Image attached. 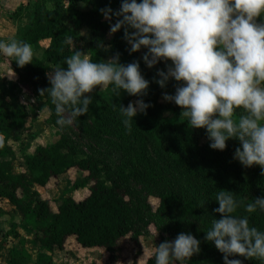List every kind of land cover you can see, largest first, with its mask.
Segmentation results:
<instances>
[{"label":"trees","instance_id":"1","mask_svg":"<svg viewBox=\"0 0 264 264\" xmlns=\"http://www.w3.org/2000/svg\"><path fill=\"white\" fill-rule=\"evenodd\" d=\"M22 6L11 15L27 23L23 41L31 45L43 40L48 42L41 57L34 55L32 63L24 67H19L13 58L7 59L20 81L34 83L36 97L31 107L44 104L53 124L58 118L55 106L47 93L40 95L38 90L50 87L46 77L48 64L53 68L66 67L65 58L74 51L82 50L93 62L107 60L116 53L120 54L122 64L139 60L141 73L150 82L143 97L120 90L118 95L111 92L107 99L97 88L91 93L88 113L74 120L83 137L107 148L114 162L103 153L85 152L65 134L51 143H36L27 153L26 146L30 147L37 137L33 124L28 122V104L8 100L7 96L13 94L5 88V97L0 99V135L5 137V145L0 147V206L8 204L12 212L29 222L26 229L32 232L34 244L44 250L38 254L40 261L49 264L55 249L63 248L70 236L84 248L103 247L108 260L117 261L123 237L129 236L138 244L142 232L139 226L144 229L150 224L159 226L157 217L150 214L148 196L156 198L153 212L165 219L166 230L174 239L183 232L200 240V252L185 264H224L223 254L205 239L212 221L221 218L213 211L219 207L215 198L221 190L231 191L242 202L233 215L246 216L250 226L264 231V211L248 213L244 207L256 197H264L261 168L256 165L246 168L234 159L235 149L240 146L238 140L229 139L224 151L211 149L207 130L191 128L188 117L180 116V107L162 100V93L166 89L175 92L176 85L170 80L162 89L155 83L157 69L166 70L164 62L150 69L141 58L146 49L129 54L123 29L110 35L109 21L99 11L105 7L119 9L120 0H111V3L109 0H71L69 8H65L64 0H35L29 14L18 10ZM262 21L264 17L258 18V22ZM69 37L71 44L65 43ZM3 81L0 78V87ZM11 86L17 87V82ZM133 97L152 106L146 114L138 113L132 119L129 132L122 123L119 106L127 107ZM241 112L237 110V117ZM71 168L86 174L68 189L75 191L89 182L88 191L78 198L70 193L63 195L52 209L50 200L36 188L50 181L58 182V177ZM137 187L147 198L138 197ZM17 234L16 226L11 224L6 228L0 221V246L7 256L0 258V264H22L23 258L29 256L9 244ZM165 240L160 236L156 246ZM155 250L144 264H155ZM229 259H240L242 264H264L259 259L242 256Z\"/></svg>","mask_w":264,"mask_h":264},{"label":"clouds","instance_id":"2","mask_svg":"<svg viewBox=\"0 0 264 264\" xmlns=\"http://www.w3.org/2000/svg\"><path fill=\"white\" fill-rule=\"evenodd\" d=\"M70 5L71 0H64L65 8ZM99 11L109 21L110 35L123 29L129 54L146 49L141 58L150 69L164 62L166 70L157 69L155 83L162 89L170 80L176 85L174 94L162 93V100L180 107L191 128L206 129L211 149L224 151L229 139L238 140L234 159L246 168L259 166L264 176V21L258 22L264 17V0H120L119 9ZM65 43L71 44V37ZM0 54L19 67L32 63L35 55L31 44L16 39L0 41ZM65 64L48 71L50 87L38 90L50 97L61 128L88 113L97 88L147 95L150 82L139 60L122 64L116 53L93 62L77 50ZM151 106L143 99L120 105L125 128L130 132L132 119ZM237 110H242L238 117ZM4 145L0 135V147ZM215 200L219 207L213 211L221 218L212 221L205 239L223 254L224 264H242L229 259L234 256L264 261V231L250 226L246 216L233 215L242 202L227 190ZM244 207L248 213L264 211V197ZM199 252L200 240L181 232L156 246L155 264H184Z\"/></svg>","mask_w":264,"mask_h":264},{"label":"rangeland","instance_id":"3","mask_svg":"<svg viewBox=\"0 0 264 264\" xmlns=\"http://www.w3.org/2000/svg\"><path fill=\"white\" fill-rule=\"evenodd\" d=\"M27 1L28 0H0V41H10L11 39L23 41V34L27 28V23L23 20H16L11 13L16 10L19 5H23L22 9L18 10H23L25 12L24 14H29L32 9V3L35 0H29L28 3ZM47 42V40H43L37 45H32L36 56L41 57L42 50ZM51 69H54L53 66L48 64V71ZM0 78H4L2 86L0 87V99L5 97V88H8L13 95L12 97L8 95L7 98L13 103L22 100V97L29 102L28 122L33 124V129L37 132L35 136L37 137L33 140L30 147L26 146L25 149V146H22L27 153L33 150L36 143H51L59 136L65 134L75 141L85 152L91 154L103 153L107 155L111 161H115L113 155L108 153L109 150L107 148L94 144L84 138L76 127L75 122L61 128L59 125L53 124L50 121V112L44 104L37 103L38 106L32 108L31 104L35 102L36 97L34 83L20 81L16 73L10 69L7 56L3 54H0ZM15 82H17V87L11 86V84ZM111 92V86L107 89H100L102 96L107 99L110 98ZM135 100L137 99L133 98L130 102H134ZM15 167L17 168V161H15ZM85 174V171L71 168L58 177V182L50 181L49 184L37 186L36 189L40 195L50 200L51 208L55 209L57 201H59L63 195L70 193L73 197L78 198L87 193L89 182H87V186L78 190L74 191L68 189V186L73 182L82 181L85 178ZM136 192L139 198L143 196L147 198L146 194L142 192L139 187H137ZM147 200L150 203V205L148 204L149 208L152 207L150 209V214L157 217L156 220L159 226L150 224L145 229L139 226L142 232L139 236L140 242L138 244H135L129 236L123 237L119 243L121 254L117 261H109L107 251L103 247L84 248L73 236H70L66 240L63 248L55 249L53 255L50 256L52 260L49 264H81L89 261H96L97 264H144L146 257L156 249L160 236H163L169 241L174 240L173 236L166 230L165 219L161 215H156L153 212L156 198L148 196ZM9 207L10 206L6 203L1 204L0 221L6 228L11 224L16 226L18 234L13 239H10L9 244L16 250H24L29 254L28 257L23 258L22 264H48L44 260H39L38 254L44 252V250L40 248L38 244H34L32 232L26 229L29 222L24 220L19 213L12 212ZM150 210L148 212H150ZM144 211L147 216H151L145 209ZM3 251L4 248L0 246V258L6 259L7 256L4 255ZM200 264L205 263L201 262Z\"/></svg>","mask_w":264,"mask_h":264},{"label":"crops","instance_id":"4","mask_svg":"<svg viewBox=\"0 0 264 264\" xmlns=\"http://www.w3.org/2000/svg\"><path fill=\"white\" fill-rule=\"evenodd\" d=\"M28 1H29V0H28ZM28 1H27V3H28ZM10 69H11V68H10ZM11 70H12V69H11ZM16 75H17V74H16ZM3 77H4V75H3ZM16 79H17V78H16ZM166 91H167L168 93L174 94V92H173L172 90L166 89L164 92H166ZM164 92H163V93H164ZM133 98H136V97H133ZM133 98H132V99H133ZM7 99L9 100V98H7ZM136 99H137V98H136Z\"/></svg>","mask_w":264,"mask_h":264},{"label":"built area","instance_id":"5","mask_svg":"<svg viewBox=\"0 0 264 264\" xmlns=\"http://www.w3.org/2000/svg\"><path fill=\"white\" fill-rule=\"evenodd\" d=\"M21 101H24V102H26L27 104H28V106H29V102L28 101H26L23 97H22V100Z\"/></svg>","mask_w":264,"mask_h":264}]
</instances>
